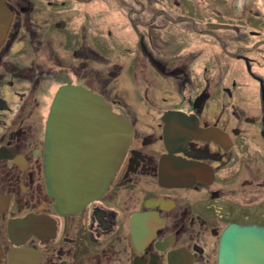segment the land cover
<instances>
[{"label": "flooded vegetation", "instance_id": "obj_1", "mask_svg": "<svg viewBox=\"0 0 264 264\" xmlns=\"http://www.w3.org/2000/svg\"><path fill=\"white\" fill-rule=\"evenodd\" d=\"M5 2L0 264L19 256L25 264H218L230 228L264 229V75L252 71L264 63V24H249L264 15L253 0L241 8L238 0H119L135 18L136 56L152 75L138 74L129 57L105 80L96 65L107 64L115 33L97 32L95 9H79L96 0ZM191 34L201 40L198 54L186 46ZM153 48L188 52L174 61ZM201 55L207 63L196 74L191 64ZM227 59L244 67L249 89L208 73L209 62ZM122 66L132 69L136 106L107 92L118 79L128 88ZM65 86L97 94L132 129L105 191L69 212L46 178L48 117Z\"/></svg>", "mask_w": 264, "mask_h": 264}, {"label": "water", "instance_id": "obj_2", "mask_svg": "<svg viewBox=\"0 0 264 264\" xmlns=\"http://www.w3.org/2000/svg\"><path fill=\"white\" fill-rule=\"evenodd\" d=\"M10 21L11 10L0 0V47ZM47 130L49 192L64 211L78 210L105 191L130 144L132 129L97 94L65 86L53 100ZM23 261L19 256L11 264ZM218 264H264V229L230 228Z\"/></svg>", "mask_w": 264, "mask_h": 264}, {"label": "rangeland", "instance_id": "obj_3", "mask_svg": "<svg viewBox=\"0 0 264 264\" xmlns=\"http://www.w3.org/2000/svg\"><path fill=\"white\" fill-rule=\"evenodd\" d=\"M245 0H238V5L241 8V4ZM252 5V8L256 11H261V13L264 15V0H253V2L249 3V6ZM79 9H86V10H94L95 9V23H96V30L97 32H101L105 28H110L113 33H115V41L113 40L114 48L111 49V55L108 56V61L105 66L100 65L97 63L96 68L97 71H100L101 78L106 79L105 75L107 70L109 69H114L113 64H123L127 63V58H132L136 60V63L138 64L137 66V73L139 74L143 69L144 72L146 70V74L149 75V77L152 75V71L149 69H145V63L143 64V60L140 58H137L136 53H137V36L134 30V24L131 23L132 20H135V18H129L125 17L123 8L120 6L119 0H96L94 7L91 5L82 6L79 5ZM144 21L147 23L150 21L149 18H144ZM253 23H249L251 26H260L264 24V18L260 19H253ZM252 22V21H251ZM246 24V25H249ZM145 26V25H144ZM104 37V36H103ZM117 37V38H116ZM186 42V46H189L190 52L197 53L200 52V49L198 47V44H200L201 40L194 34L190 35V40L187 38L184 39ZM101 41V40H100ZM102 42V41H101ZM245 41L241 42L240 44L243 45ZM117 46V47H116ZM127 49V51H125ZM121 50V51H120ZM151 51V50H150ZM180 52L181 55L177 57L175 54L177 52ZM153 55L155 54L156 56L161 55L163 57L166 56L167 60H169V57H174V61L178 58H183L186 56L188 50L186 49H180V50H175L171 51L169 49H157L153 48L151 51ZM132 55V56H130ZM254 57H257L261 59V56L254 55ZM109 59H111L110 65H109ZM163 59V58H162ZM166 60V61H167ZM229 62L228 64H223L222 66H216L215 64L213 65L212 63H208L207 68H208V73L213 74V75H222L223 81L230 83L232 79H236L237 83L240 84V86H244L241 89H249L251 84H248L247 77H246V72L244 70V67L242 65L235 64L236 62L233 61L232 59H227ZM261 62V61H260ZM206 60L204 57L198 56L197 60L191 64V68L193 69V72L198 74L202 71L206 64ZM175 63H173L171 66H173ZM131 71L129 67H124L122 66V73L121 76L125 80L126 85L128 88H124V84L122 79L114 80L109 82L108 85V94H111V99L112 98H117V95L125 100V102L128 105H133L136 106V97H137V90L134 86V78L131 76ZM252 71L254 74H261L264 75V63H259L255 64V66L252 67ZM250 80V79H249ZM96 88H100V83L99 79H96ZM116 95L113 97V95Z\"/></svg>", "mask_w": 264, "mask_h": 264}]
</instances>
